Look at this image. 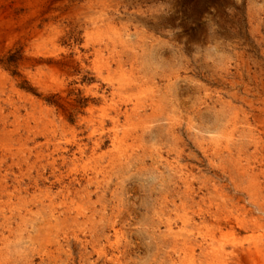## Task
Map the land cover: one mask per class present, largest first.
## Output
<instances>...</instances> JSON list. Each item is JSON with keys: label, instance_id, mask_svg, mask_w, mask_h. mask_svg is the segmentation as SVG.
Masks as SVG:
<instances>
[{"label": "bare ground", "instance_id": "1", "mask_svg": "<svg viewBox=\"0 0 264 264\" xmlns=\"http://www.w3.org/2000/svg\"><path fill=\"white\" fill-rule=\"evenodd\" d=\"M119 4L0 0V40L20 36L0 46V264H34L45 234L61 260L75 242L82 260L134 264L129 250L108 248L118 215L106 212L110 173H101L127 139L133 158L168 171L154 200L163 247L155 264H264V68L242 52L237 76L193 86L194 101L173 100L161 84L179 72L157 75L144 63ZM88 25L95 31L78 41ZM62 26L70 34H51ZM210 109L212 123L199 125ZM85 160L82 173L68 172Z\"/></svg>", "mask_w": 264, "mask_h": 264}, {"label": "rangeland", "instance_id": "2", "mask_svg": "<svg viewBox=\"0 0 264 264\" xmlns=\"http://www.w3.org/2000/svg\"><path fill=\"white\" fill-rule=\"evenodd\" d=\"M119 2L123 18L132 19L130 39L140 56L142 55L144 63L150 69L158 66L157 75L165 72L166 75L172 76L179 72L178 79L173 78L176 80L175 83L169 85L163 81L161 84L164 90H169L168 97L173 100L175 97L179 100L194 101L197 95L194 88L196 85H214V79L223 78L220 76L222 74L224 79L237 76L236 68L242 52L246 61L257 71L264 68V0H119ZM22 12L30 14L31 10L27 8ZM57 31L70 34V29L65 26L57 27L51 34H57ZM94 31L93 25L80 29L78 41L84 42L88 36L86 33ZM19 42L20 36L10 37L0 40V46L16 47ZM65 44L67 42L63 41L60 47H64ZM44 45L47 44H42ZM47 46L52 48L51 45ZM57 48L58 46L54 47ZM218 66L223 70L216 73ZM226 69L229 70L228 73ZM58 83L60 82L51 81L50 85L56 87L64 84ZM219 86L231 89L228 83H220ZM224 95L227 97L226 92ZM212 120L214 109L203 110L201 118L196 122L207 126ZM124 121L122 118V123ZM159 124L160 119L152 123V133L147 137L149 143L154 139V133L160 130ZM134 149L131 139L124 141L119 149L112 148L104 162L106 165L111 164V167L108 166L101 172L110 173L107 181L103 182L104 185L108 183L105 194L108 205L106 212L111 215L112 211H115L114 215H118L116 231H111L110 240L114 246L110 245L108 248L120 247L121 250H129L134 264H155L161 256L163 247L161 233L156 230L154 200L159 186V173L168 171L163 165L156 168L150 158L136 160L132 157ZM126 156L131 157L127 162ZM121 160L122 163L119 164ZM86 162L88 161H80L76 168L68 172L82 173ZM99 179L103 181V177ZM115 187L116 196L112 193ZM116 203H120L117 208L114 207ZM45 235H38L37 238L41 239L40 242L48 240L47 251L44 249L45 251L41 253H34V264H100L96 261V254L88 260H82L79 256L80 246L75 242L71 243L73 246L69 258L64 249L61 250L60 254H64L61 260L57 257L55 238ZM22 241L27 244H22L21 249L29 248L30 239L24 236Z\"/></svg>", "mask_w": 264, "mask_h": 264}]
</instances>
